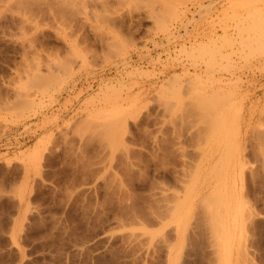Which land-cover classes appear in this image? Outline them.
I'll list each match as a JSON object with an SVG mask.
<instances>
[{
    "label": "rangeland",
    "instance_id": "374dc122",
    "mask_svg": "<svg viewBox=\"0 0 264 264\" xmlns=\"http://www.w3.org/2000/svg\"><path fill=\"white\" fill-rule=\"evenodd\" d=\"M0 264H264V0H0Z\"/></svg>",
    "mask_w": 264,
    "mask_h": 264
}]
</instances>
